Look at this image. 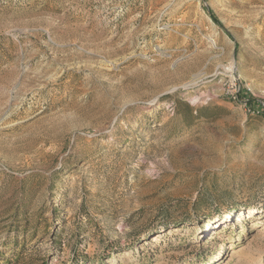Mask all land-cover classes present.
<instances>
[{"label":"rangeland","instance_id":"374dc122","mask_svg":"<svg viewBox=\"0 0 264 264\" xmlns=\"http://www.w3.org/2000/svg\"><path fill=\"white\" fill-rule=\"evenodd\" d=\"M0 264H264V0H0Z\"/></svg>","mask_w":264,"mask_h":264},{"label":"built area","instance_id":"2783aa9c","mask_svg":"<svg viewBox=\"0 0 264 264\" xmlns=\"http://www.w3.org/2000/svg\"><path fill=\"white\" fill-rule=\"evenodd\" d=\"M237 90H238V87L235 86V84H231V86H229L227 88V91L226 92H227L228 96H230V97L233 98L236 95Z\"/></svg>","mask_w":264,"mask_h":264},{"label":"trees","instance_id":"16d2710c","mask_svg":"<svg viewBox=\"0 0 264 264\" xmlns=\"http://www.w3.org/2000/svg\"><path fill=\"white\" fill-rule=\"evenodd\" d=\"M194 112V113H193ZM193 112H191V111H188V116L189 117H191V119L192 120H197V119H199L200 118V113H201V111L199 112L198 110H195V111H193ZM193 114V115H192Z\"/></svg>","mask_w":264,"mask_h":264},{"label":"bare ground","instance_id":"6f19581e","mask_svg":"<svg viewBox=\"0 0 264 264\" xmlns=\"http://www.w3.org/2000/svg\"><path fill=\"white\" fill-rule=\"evenodd\" d=\"M263 229V228H262Z\"/></svg>","mask_w":264,"mask_h":264}]
</instances>
